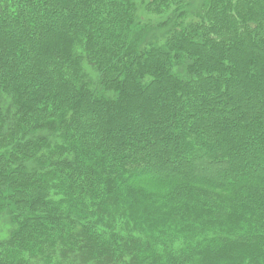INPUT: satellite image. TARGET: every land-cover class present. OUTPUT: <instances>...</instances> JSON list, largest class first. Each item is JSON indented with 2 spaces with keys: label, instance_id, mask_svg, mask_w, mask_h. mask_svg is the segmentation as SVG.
<instances>
[{
  "label": "trees",
  "instance_id": "1",
  "mask_svg": "<svg viewBox=\"0 0 264 264\" xmlns=\"http://www.w3.org/2000/svg\"><path fill=\"white\" fill-rule=\"evenodd\" d=\"M0 264H264V0H0Z\"/></svg>",
  "mask_w": 264,
  "mask_h": 264
},
{
  "label": "rangeland",
  "instance_id": "2",
  "mask_svg": "<svg viewBox=\"0 0 264 264\" xmlns=\"http://www.w3.org/2000/svg\"><path fill=\"white\" fill-rule=\"evenodd\" d=\"M2 219H0V236H2L5 233L4 224L2 223Z\"/></svg>",
  "mask_w": 264,
  "mask_h": 264
}]
</instances>
